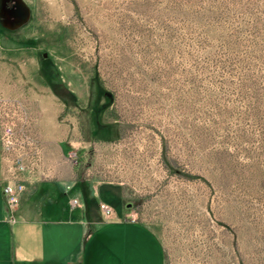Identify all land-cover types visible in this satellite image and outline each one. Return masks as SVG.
I'll use <instances>...</instances> for the list:
<instances>
[{"label": "rangeland", "instance_id": "1", "mask_svg": "<svg viewBox=\"0 0 264 264\" xmlns=\"http://www.w3.org/2000/svg\"><path fill=\"white\" fill-rule=\"evenodd\" d=\"M22 1L29 23L0 32L37 39L63 102L49 156L38 108L18 104L24 175L75 178L113 146L89 121L99 81L101 120L131 146L122 209L156 233L165 264H264V0ZM99 202L121 217L117 189H99L94 215Z\"/></svg>", "mask_w": 264, "mask_h": 264}, {"label": "crops", "instance_id": "2", "mask_svg": "<svg viewBox=\"0 0 264 264\" xmlns=\"http://www.w3.org/2000/svg\"><path fill=\"white\" fill-rule=\"evenodd\" d=\"M27 24L13 31L1 25L0 29L16 32ZM13 35L0 32V104L38 108L41 139L49 156L58 138L56 131L47 130L49 126L61 127L56 121L61 108L56 104H63L44 68L50 55L41 52L37 39ZM113 125L115 137L100 141L115 143L95 150L81 175L26 181L12 219L1 189L6 159L0 148V264H165L164 248L156 233L130 219L122 209L131 192V146L118 140V127ZM71 136L73 146L76 136ZM79 151L80 158L86 159V151ZM102 187L118 190L121 217L103 221L99 209L93 214L90 204ZM72 198H77L79 205L71 206Z\"/></svg>", "mask_w": 264, "mask_h": 264}, {"label": "built area", "instance_id": "3", "mask_svg": "<svg viewBox=\"0 0 264 264\" xmlns=\"http://www.w3.org/2000/svg\"><path fill=\"white\" fill-rule=\"evenodd\" d=\"M20 111V105L18 104H0V148L6 159V176L3 179L1 189L5 206L9 213V219H12L13 214L19 208L20 195L25 190V182H36L40 180H35V178L24 175L27 170L24 164V158L21 154L15 153L13 148L16 119L21 114ZM68 158L73 165L77 164L78 160L75 151L69 154ZM70 204L71 206H77L79 205V201L77 198H72ZM98 209L104 221L115 219V212L110 206L99 202ZM129 218L132 219L131 216Z\"/></svg>", "mask_w": 264, "mask_h": 264}, {"label": "trees", "instance_id": "4", "mask_svg": "<svg viewBox=\"0 0 264 264\" xmlns=\"http://www.w3.org/2000/svg\"><path fill=\"white\" fill-rule=\"evenodd\" d=\"M97 85H98V97L96 98V100L94 101V104L90 105L89 108V121H93L96 125V127H98L100 130H108L109 132H112V134H114L113 137H115L116 135V126L113 124H107V123H103L102 122V116L103 114L107 111V109L109 108L111 102L108 101L107 103H99V96L101 93H103V90L101 89L100 86V82L97 81ZM53 90L56 92L55 90V86L52 85ZM112 137V138H113ZM102 140H108V139H102Z\"/></svg>", "mask_w": 264, "mask_h": 264}, {"label": "water", "instance_id": "5", "mask_svg": "<svg viewBox=\"0 0 264 264\" xmlns=\"http://www.w3.org/2000/svg\"><path fill=\"white\" fill-rule=\"evenodd\" d=\"M15 5H22L24 8L23 16L12 17L9 10L5 8L6 0H1L0 4V25L7 30H17L29 21L30 13L29 9L23 4L22 0H12Z\"/></svg>", "mask_w": 264, "mask_h": 264}, {"label": "flooded vegetation", "instance_id": "6", "mask_svg": "<svg viewBox=\"0 0 264 264\" xmlns=\"http://www.w3.org/2000/svg\"><path fill=\"white\" fill-rule=\"evenodd\" d=\"M1 4V0H0ZM5 8L9 10L12 17H19L23 16L24 8L22 5H18V7L15 5V3L12 0H6L5 2Z\"/></svg>", "mask_w": 264, "mask_h": 264}]
</instances>
